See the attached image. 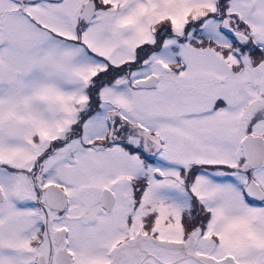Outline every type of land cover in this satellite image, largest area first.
<instances>
[{"label":"snow or ice","instance_id":"snow-or-ice-1","mask_svg":"<svg viewBox=\"0 0 264 264\" xmlns=\"http://www.w3.org/2000/svg\"><path fill=\"white\" fill-rule=\"evenodd\" d=\"M0 264H264V0H0Z\"/></svg>","mask_w":264,"mask_h":264}]
</instances>
